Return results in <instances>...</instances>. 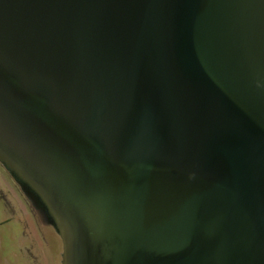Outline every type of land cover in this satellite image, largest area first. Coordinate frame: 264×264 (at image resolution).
<instances>
[{
	"label": "water",
	"instance_id": "1",
	"mask_svg": "<svg viewBox=\"0 0 264 264\" xmlns=\"http://www.w3.org/2000/svg\"><path fill=\"white\" fill-rule=\"evenodd\" d=\"M0 165L60 264H264V0H0Z\"/></svg>",
	"mask_w": 264,
	"mask_h": 264
},
{
	"label": "rangeland",
	"instance_id": "2",
	"mask_svg": "<svg viewBox=\"0 0 264 264\" xmlns=\"http://www.w3.org/2000/svg\"><path fill=\"white\" fill-rule=\"evenodd\" d=\"M13 182L0 166V264H60L59 237Z\"/></svg>",
	"mask_w": 264,
	"mask_h": 264
},
{
	"label": "flooded vegetation",
	"instance_id": "3",
	"mask_svg": "<svg viewBox=\"0 0 264 264\" xmlns=\"http://www.w3.org/2000/svg\"><path fill=\"white\" fill-rule=\"evenodd\" d=\"M1 166V165H0ZM2 167V166H1ZM2 169H4L3 167H2ZM5 171V170H4ZM7 173V172H6ZM8 174V173H7ZM10 177V176H9ZM10 179L12 180V178L10 177ZM12 182H13V180H12ZM14 183V182H13Z\"/></svg>",
	"mask_w": 264,
	"mask_h": 264
}]
</instances>
